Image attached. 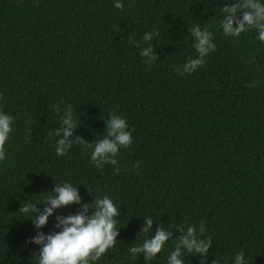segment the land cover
<instances>
[{"label": "trees", "instance_id": "trees-1", "mask_svg": "<svg viewBox=\"0 0 264 264\" xmlns=\"http://www.w3.org/2000/svg\"><path fill=\"white\" fill-rule=\"evenodd\" d=\"M121 2L0 0V111L13 117L0 161V264H35L39 245L25 238L58 231L56 216L80 210L54 209L40 229L19 211L65 181L81 203L108 196L119 209L115 244L92 264H167L178 226L200 223L210 246L203 257L181 249L184 264H232L237 252L264 264V43L254 29L222 33L223 6L237 0ZM193 25L216 47L181 75L176 69L196 55ZM152 30L158 35L143 42ZM148 43L151 65L139 55ZM66 105L77 124L57 156ZM109 114L125 118L132 135L116 155L119 172L92 165L76 142L101 138ZM158 227L171 236L155 257L128 254Z\"/></svg>", "mask_w": 264, "mask_h": 264}, {"label": "clouds", "instance_id": "clouds-1", "mask_svg": "<svg viewBox=\"0 0 264 264\" xmlns=\"http://www.w3.org/2000/svg\"><path fill=\"white\" fill-rule=\"evenodd\" d=\"M113 6L117 9L123 7L121 0H113ZM224 15L219 18V27L225 36L238 37L242 32L254 29L256 39L264 43V0H237L235 3L225 4L222 9ZM237 12L240 14L237 15ZM189 32L193 39L192 47L196 55L184 61L182 66L176 71L183 75L192 73L204 64V57L216 47L212 39V33L207 28L193 25ZM154 35H158L156 30L143 33V42L152 41ZM133 43L135 41L133 40ZM152 44L148 43L139 51L143 58V63L151 65L155 53L152 51ZM13 117L4 111H0V161L6 157L4 150L5 142L12 131ZM62 128L56 130L55 153L57 156L64 155L72 141L68 140L77 122L73 118L72 108L66 105L64 114L60 117ZM62 133V134H61ZM76 142L86 144L89 149V160L97 168L105 164L113 165V171L119 172L116 167V155L121 148H126L132 143L131 130L125 120L120 115L109 114L105 120V134L94 143L86 142L77 137ZM136 161L133 167H138ZM51 195L45 196L40 202L26 201L19 206V211L28 218L35 229L42 228L54 209L61 206L76 203L80 205V210L74 214L56 216L54 228L58 231L42 232L36 231L34 235L25 238V243L39 245L35 264H92L104 255L116 241L118 227L116 217L119 209L108 196L98 197L89 203H81V196L78 189L72 183L65 181L54 184L51 188ZM44 206L38 208L37 204ZM91 209V211H89ZM152 227L151 216L144 217L143 231L147 232ZM204 230L203 223L199 225L188 224L184 228H179L181 235L175 240V247L167 255V264H184L181 249L190 253H199L202 257L207 253L210 246V239L199 238ZM171 232L163 228H157L149 238L140 244L131 245L128 254L136 258L138 254H143L145 260L156 256L162 249L165 242L169 240ZM212 264H217L216 260ZM232 264H246L242 252L235 253Z\"/></svg>", "mask_w": 264, "mask_h": 264}]
</instances>
